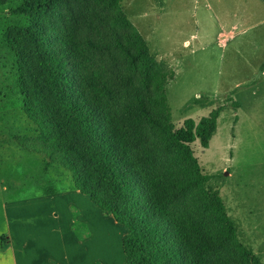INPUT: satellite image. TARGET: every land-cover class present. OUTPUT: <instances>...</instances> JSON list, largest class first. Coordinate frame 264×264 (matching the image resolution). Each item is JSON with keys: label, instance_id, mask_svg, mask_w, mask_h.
I'll return each instance as SVG.
<instances>
[{"label": "trees", "instance_id": "1", "mask_svg": "<svg viewBox=\"0 0 264 264\" xmlns=\"http://www.w3.org/2000/svg\"><path fill=\"white\" fill-rule=\"evenodd\" d=\"M5 5L20 94L12 107L37 127L13 141L46 158L44 170L69 171L73 186L126 228L124 264H263L191 148H208L223 107L174 127L167 84L175 73L150 53L121 0Z\"/></svg>", "mask_w": 264, "mask_h": 264}, {"label": "rangeland", "instance_id": "2", "mask_svg": "<svg viewBox=\"0 0 264 264\" xmlns=\"http://www.w3.org/2000/svg\"><path fill=\"white\" fill-rule=\"evenodd\" d=\"M13 1L6 0L3 8ZM121 6L150 53L175 73L167 84V99L176 129L186 119L197 123L223 107L208 148L198 142L191 148L203 174L212 177L208 187L219 191L240 238L264 253V3L121 0ZM9 21L14 20L1 11L0 108L5 110L0 111V183L19 189L35 184L68 188L73 186L69 171L57 166L44 170L46 158L13 141L16 134L35 136L37 127L20 107H12L19 104L20 94L16 60L3 37ZM258 22L262 25L252 27Z\"/></svg>", "mask_w": 264, "mask_h": 264}, {"label": "crops", "instance_id": "3", "mask_svg": "<svg viewBox=\"0 0 264 264\" xmlns=\"http://www.w3.org/2000/svg\"><path fill=\"white\" fill-rule=\"evenodd\" d=\"M35 185L0 183V264H124L126 233L111 214L72 185ZM240 239L264 264V253Z\"/></svg>", "mask_w": 264, "mask_h": 264}]
</instances>
